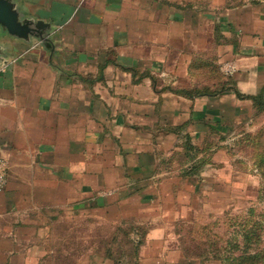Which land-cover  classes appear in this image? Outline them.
I'll return each instance as SVG.
<instances>
[{
    "label": "crops",
    "instance_id": "1",
    "mask_svg": "<svg viewBox=\"0 0 264 264\" xmlns=\"http://www.w3.org/2000/svg\"><path fill=\"white\" fill-rule=\"evenodd\" d=\"M10 1L48 26L0 23V264H181L156 217L250 117L251 99L205 89L264 90V0ZM226 61L237 71L213 79ZM81 221L116 229L83 247L59 228Z\"/></svg>",
    "mask_w": 264,
    "mask_h": 264
},
{
    "label": "rangeland",
    "instance_id": "2",
    "mask_svg": "<svg viewBox=\"0 0 264 264\" xmlns=\"http://www.w3.org/2000/svg\"><path fill=\"white\" fill-rule=\"evenodd\" d=\"M261 93L264 94V90ZM244 116L247 117L244 124L236 126L233 123L232 137L235 136V139L227 147L215 148L208 166L201 169L200 178H192L199 184V189L180 195L175 210L183 217H178L175 210L172 215V210L168 211L167 207L161 210L160 217H156L163 220L158 221V226L165 232L171 230L180 234L183 247L181 264H233L224 259L237 257L244 249L264 247V109L258 110L253 106L250 112L244 110ZM212 138L217 136L213 133ZM201 176L205 181L201 182ZM183 180L186 181V178L174 179L180 185ZM174 218L180 220L174 222ZM79 224L76 229L71 222L59 228L72 237L74 233L81 237L79 243L83 247L96 237L99 241L106 233L116 229L115 226L100 223L94 228L86 222ZM252 227L254 231L251 234L255 240H252V245L250 242L245 244L242 237L245 228ZM77 242L75 239V244Z\"/></svg>",
    "mask_w": 264,
    "mask_h": 264
},
{
    "label": "trees",
    "instance_id": "3",
    "mask_svg": "<svg viewBox=\"0 0 264 264\" xmlns=\"http://www.w3.org/2000/svg\"><path fill=\"white\" fill-rule=\"evenodd\" d=\"M220 68H216V70L212 71V75H213V79H215L216 74L215 71L217 72V70L221 71V65H219ZM229 90H234L237 92V95L240 98H244V99H251L253 102V106H255L258 110H263L264 109V94L260 93L257 95H245L243 93H241L240 91H238L235 87V82L234 80L229 76L226 80H222L221 82H219V84H217L215 86V88H210V89H205V91L209 92L211 95L215 96L218 95L219 93L222 92H226ZM201 91V90H200ZM189 149L191 151H198L199 148H196V146L194 145H189ZM199 160H195V164L193 165L191 171L192 173H197L198 171V165L196 166V162H198ZM264 174V173H263ZM260 222H257V224ZM245 233L243 234V238L245 240V244H249L248 242H250V245L253 244L255 240L253 237V234H251L253 230L252 229H246L245 228ZM136 244H138V242H136ZM134 252H137V249H134ZM133 251V248H132ZM225 261H229L233 264H261L264 263V247H261L259 249H254V250H249V249H244V251H242V253L240 255H238L237 257H229L224 259Z\"/></svg>",
    "mask_w": 264,
    "mask_h": 264
},
{
    "label": "water",
    "instance_id": "4",
    "mask_svg": "<svg viewBox=\"0 0 264 264\" xmlns=\"http://www.w3.org/2000/svg\"><path fill=\"white\" fill-rule=\"evenodd\" d=\"M0 23L12 35L20 37L27 36L31 33H36L44 38L45 28L47 24L42 23L32 24L21 20V16L13 3L10 0H0Z\"/></svg>",
    "mask_w": 264,
    "mask_h": 264
},
{
    "label": "built area",
    "instance_id": "5",
    "mask_svg": "<svg viewBox=\"0 0 264 264\" xmlns=\"http://www.w3.org/2000/svg\"><path fill=\"white\" fill-rule=\"evenodd\" d=\"M222 71L227 75H233L237 71L234 62L226 61L221 64ZM9 179V163L4 157H0V190L4 189Z\"/></svg>",
    "mask_w": 264,
    "mask_h": 264
}]
</instances>
